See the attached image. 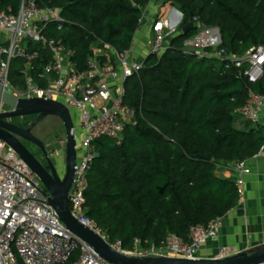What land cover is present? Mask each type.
<instances>
[{
	"label": "trees",
	"instance_id": "16d2710c",
	"mask_svg": "<svg viewBox=\"0 0 264 264\" xmlns=\"http://www.w3.org/2000/svg\"><path fill=\"white\" fill-rule=\"evenodd\" d=\"M35 1L59 11L61 28L52 23L44 33L72 50V66L82 71L90 57L114 64L112 51L131 48L151 0ZM162 2L181 13L178 31L167 38L164 51L147 55L142 68L126 78L123 103L134 109V122L125 125L119 140L92 142L99 156L87 171L84 213L123 249L135 239L158 244L171 233L186 240L191 226H207L236 208L235 178L218 172L221 165L253 158L264 142L261 125L235 126L249 91L264 93V72L249 82L231 63L225 68L211 49L201 55L183 50L197 22L219 29L227 55L264 47V0ZM20 3L0 0V10L16 12ZM189 22L194 28L180 34ZM27 48L37 52L35 76L50 53L30 43ZM23 68L22 59H13L9 78L22 84Z\"/></svg>",
	"mask_w": 264,
	"mask_h": 264
},
{
	"label": "built area",
	"instance_id": "2783aa9c",
	"mask_svg": "<svg viewBox=\"0 0 264 264\" xmlns=\"http://www.w3.org/2000/svg\"><path fill=\"white\" fill-rule=\"evenodd\" d=\"M144 17L145 12L139 20L140 25ZM62 22L63 18L58 10L39 6L35 0H21L16 12L10 9L0 10V85L17 97L59 100L78 112L79 127L84 131V136L68 193L71 214L100 235L112 248L124 254L199 258L200 249L208 239L216 236L223 217L211 220L207 226H191L186 240L171 233L158 244L144 246L141 240L135 239L130 249H123L120 242L111 243L103 230L85 215L87 171L95 157L92 142L102 137L119 140L125 125L134 122V109L123 103L124 82L142 68L144 60L136 61L130 48L122 53L112 51L114 64L99 63L90 57L87 59L86 69L77 71L71 63L72 50L60 40L44 33L52 23L60 29ZM177 26L172 25L168 17L155 18L147 41V55L164 51L167 38L177 33ZM195 26L194 34L183 42L185 52L201 55L206 49H211L212 54L224 61L225 68L231 63L249 82L262 77L263 46H251L241 57L227 55L220 47L222 37L217 27L199 22ZM26 40L27 45H38L50 53V59L41 64L35 76L31 71L37 52L24 46ZM95 52L99 51L95 49ZM13 59L24 61L23 90L13 87L9 82V66ZM2 109L0 106V110ZM239 114L245 121L261 125L264 132V93L249 91ZM57 143L60 145L58 149L64 153L65 137L59 138ZM263 152L264 142L254 157ZM246 162L247 160H243L221 165L218 172L220 175L234 176L239 200L244 194L241 175L250 172ZM228 252L227 248H219L218 258L229 256ZM73 255L75 257L71 259ZM0 264H111L65 227L47 204V194L38 177L1 140Z\"/></svg>",
	"mask_w": 264,
	"mask_h": 264
},
{
	"label": "water",
	"instance_id": "95a60500",
	"mask_svg": "<svg viewBox=\"0 0 264 264\" xmlns=\"http://www.w3.org/2000/svg\"><path fill=\"white\" fill-rule=\"evenodd\" d=\"M179 21L181 13L179 12ZM194 28L193 22L185 24L180 34L186 35ZM0 140L9 146L35 173L45 193L47 204L56 212L60 221L75 236L90 245L94 251L111 264H258L264 262V244L252 250L240 251L223 258H182L173 256H133L112 248L110 244L91 228L85 226L71 214L68 204V193L71 188L75 165L79 158L76 145L74 124L69 108L59 100L39 97H17L7 88L0 85ZM36 116L34 122L22 128L10 120L27 116ZM47 116L57 117L64 128L65 146L63 172L57 173L56 163L45 150L43 142L31 133V127ZM27 140L42 151L47 168L20 142ZM99 153H95L98 157ZM210 160L209 155L200 156ZM241 214L242 210L239 209Z\"/></svg>",
	"mask_w": 264,
	"mask_h": 264
},
{
	"label": "crops",
	"instance_id": "0c3cea01",
	"mask_svg": "<svg viewBox=\"0 0 264 264\" xmlns=\"http://www.w3.org/2000/svg\"><path fill=\"white\" fill-rule=\"evenodd\" d=\"M163 0H151L145 8L143 23L135 33V44L131 53L136 61H142L148 54L147 41L151 33V23L157 15L168 17L172 25H178L179 12L175 7L163 5ZM167 6V10H163ZM250 169L242 174L244 194L238 206L221 220L215 237L210 238L199 251V258H218L219 248L229 249L232 255L264 244V152L246 162ZM242 213L239 214L238 210Z\"/></svg>",
	"mask_w": 264,
	"mask_h": 264
},
{
	"label": "flooded vegetation",
	"instance_id": "af4514ba",
	"mask_svg": "<svg viewBox=\"0 0 264 264\" xmlns=\"http://www.w3.org/2000/svg\"><path fill=\"white\" fill-rule=\"evenodd\" d=\"M2 108H4L3 105H2ZM35 117L36 116L34 115L32 118H26V117L13 118L10 121L14 124H17L18 126L22 128H26L32 122H34ZM40 122L34 125L33 127H31V133H33V135H35L37 138H39L43 142L46 152L48 153L52 161L56 163L57 173L61 175L63 172V168L62 166H59V167L57 166V160L60 159L59 157L63 155V152H61L60 149H58V147H60V145L57 143L58 139L55 140L53 136L54 132L58 128V125L53 126L51 129H47L48 131H45L46 132L45 133L43 132L44 130H42V128L40 127ZM61 127H63L62 123H61ZM62 137H65V133L62 136H60V138ZM19 140L42 163V165L47 168V163L44 158L42 149L39 146L27 140H24L22 138H19ZM55 151L57 154L55 153ZM58 151H60V153H58Z\"/></svg>",
	"mask_w": 264,
	"mask_h": 264
},
{
	"label": "rangeland",
	"instance_id": "374dc122",
	"mask_svg": "<svg viewBox=\"0 0 264 264\" xmlns=\"http://www.w3.org/2000/svg\"><path fill=\"white\" fill-rule=\"evenodd\" d=\"M167 9H168L167 6H163V10L164 11H166ZM27 43H28V41L26 40L25 43H24V46H27ZM134 44H135V37L133 38V45ZM9 80L12 81V85L15 88H19L21 90L24 89V75L21 77L22 84L17 82L18 78L15 77V76H11L10 75ZM69 110H70L71 118H72V121H73V124H74V127H75L74 133L76 135V138H75L76 145H77L78 151L80 153V144H81V140H82V138L84 136V131L79 127L78 112L75 109H73V108H69ZM32 117L33 116H27L26 118H32ZM244 123H245V120L242 118V116L238 115V117H237V119L235 121V126L240 128V127L243 126ZM56 125H58V128L53 134L55 140L59 139L60 136H62L64 134V129H63V127H61V121L57 117L47 116L40 122V127L42 128V130H44L43 132L48 131L47 129H51L53 126H56ZM59 158L60 159L57 160V166L58 167L62 166V168H63L64 154L61 155Z\"/></svg>",
	"mask_w": 264,
	"mask_h": 264
}]
</instances>
